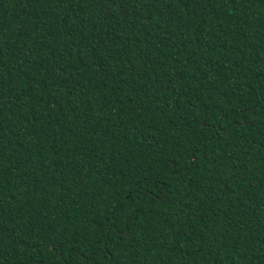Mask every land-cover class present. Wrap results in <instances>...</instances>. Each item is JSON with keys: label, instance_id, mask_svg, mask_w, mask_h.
<instances>
[{"label": "trees", "instance_id": "obj_1", "mask_svg": "<svg viewBox=\"0 0 264 264\" xmlns=\"http://www.w3.org/2000/svg\"><path fill=\"white\" fill-rule=\"evenodd\" d=\"M0 264H264V0H0Z\"/></svg>", "mask_w": 264, "mask_h": 264}, {"label": "water", "instance_id": "obj_2", "mask_svg": "<svg viewBox=\"0 0 264 264\" xmlns=\"http://www.w3.org/2000/svg\"><path fill=\"white\" fill-rule=\"evenodd\" d=\"M203 125H204V123H203Z\"/></svg>", "mask_w": 264, "mask_h": 264}]
</instances>
